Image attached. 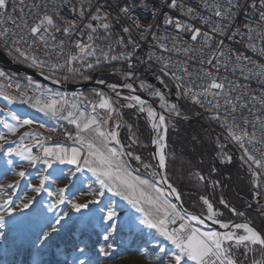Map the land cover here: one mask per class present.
<instances>
[{
	"label": "snow or ice",
	"instance_id": "obj_1",
	"mask_svg": "<svg viewBox=\"0 0 264 264\" xmlns=\"http://www.w3.org/2000/svg\"><path fill=\"white\" fill-rule=\"evenodd\" d=\"M136 0H134V4ZM17 5L19 7H17ZM227 7L222 11L219 4H213V15L218 17L219 20L212 21L210 18H204L205 24L211 25L210 31L212 33L229 36L225 31L229 25L222 22L234 20L233 7L240 8L239 0L233 4V0H227ZM147 7V4H143ZM170 6L176 8L175 0H172ZM53 7H56L53 0ZM205 7H209L205 4ZM252 9H257V4L251 5ZM124 14H130L133 11L132 6H125L120 9ZM194 12V9L189 8L188 14ZM32 19L29 21L28 17ZM85 13L83 9L80 11V17L83 18ZM109 16L101 15L99 8L95 15H91L92 21H100V27L105 30L110 28L108 23ZM259 19L264 21V0H260L259 6ZM165 23L174 26L180 31L191 32V40L196 41L202 39L203 45L209 48L212 47L210 41L212 37L209 31H202L200 28L194 27L191 24H181L179 21L169 17ZM11 25V26H8ZM77 25L72 22H66V26H61L55 19V13L49 14V0H0V42H3L4 48L8 51V55L12 56L18 63H27L29 68H34L40 72L45 80H51L54 84H59L61 81L67 82L75 79L77 76L84 80L91 79L90 76H85L82 69L88 68L94 70L97 66L105 61H117L121 59H130L129 56H116L109 55L93 47L91 43L85 44L81 41H74V47L79 50V54L68 53L65 58V41L61 40L58 45L50 43L56 40V33H62L65 37L72 40L73 29ZM261 29L259 36L264 40V24L258 25ZM87 29L95 33L96 27L93 23L87 24ZM124 32H129V28L125 27ZM249 31V49L258 52L261 57H264V46L259 48L252 42L253 34L256 29L248 26ZM239 35V30L229 36V39ZM177 39V38H173ZM88 40L93 41L94 36L88 35ZM122 42V41H121ZM9 43L12 47L9 48ZM23 45L24 47H21ZM39 46L45 48V55L52 57L55 54V59H42L36 52L39 51ZM219 56L224 57L222 66L225 70L228 69L229 64L232 63L227 59L228 53L232 50H224V40L218 41ZM136 44L133 43L135 49ZM57 48L59 51H57ZM174 49L164 48V51H172ZM111 51V49H109ZM195 51L191 46L184 49V52L190 53ZM15 53V55H14ZM94 58V59H91ZM152 57L149 56V60ZM157 61H164V57H157ZM237 63L232 65L231 71L235 73L237 70L241 72L245 80L257 78L261 85L260 95H249L247 102L243 101V94L240 96H232L233 91L239 87L234 81L229 82L228 77L220 78L211 71L205 70L203 75H198L197 78L201 81L198 85L202 90L193 92L191 88L184 89V85L177 84V87L182 89L178 92V98L186 96L192 100L193 103L204 108L206 111L214 112L212 119L220 122V127L225 130L227 135L224 137L229 144H234L241 150L242 155L240 159L245 163L255 165L252 168V175H264V64H255L250 57L243 54L235 56ZM63 61V62H61ZM78 62V63H77ZM204 63L203 60L200 61ZM215 62V63H214ZM207 64L216 67L219 72L220 68L217 66L221 64L217 55H211L207 60ZM253 64L254 67H249ZM181 67H188L189 70L183 75L180 74ZM130 71L124 73L127 79L134 76L133 65L128 64ZM160 72L165 76L171 73V78L176 81H182L185 76L191 77L193 73L190 66L183 64L173 65L170 62L162 63ZM62 73V75H57ZM0 79L6 83L0 85V96L6 100L15 103L17 96L8 94L6 88H11L13 82L10 80L8 73L0 70ZM206 81V82H205ZM98 83H105L99 80ZM163 83V81H161ZM28 85H32L36 92L34 95H29L31 90L28 87L20 84H15V88L19 93L20 103H30L37 111L44 113L53 119L67 120L69 124L75 126V136L71 133L68 134V139L73 140L77 146L65 147L63 145L47 146L48 137H42L41 133L34 131L20 132L21 129L31 127L35 122L32 119L21 118L15 114L11 115L12 122L7 120H0V125L7 129V134H0V141L8 143V135L16 136L20 133L19 141H13L14 147L5 149L0 145V152H4L10 159L6 163L11 167L14 164L12 157H17L21 160L27 161L29 166L35 167L38 163L52 168L53 163L75 165V169L69 172L65 177L63 170L53 177L52 173L45 174V169L40 170L39 185H31L32 192L36 195L47 193L49 197H54V201L48 204V209L55 212V209L61 205L70 204L71 210L81 215L78 217L80 223L85 228L92 224L93 220L99 218L101 222L107 224L104 239L107 241L110 234H115L119 231L121 225L127 226L130 230L140 228L148 229L151 232L152 239L162 237L164 240L169 241L176 249L175 252L168 255L164 249H160L162 255L151 264H165L164 257H168L167 264H186V261H192V264H240L239 257L246 255L243 251L246 249L251 252L254 251V246H259V250L264 253V233L258 231L254 226L248 222L241 223H228L218 219L220 213L214 209V205L210 202L207 196L201 195L203 205H206V210L200 214H194L187 210L181 211L178 206L174 204L169 197L172 196L176 200H182V193L178 190L175 184L167 175H161L159 169L167 170V157L165 155V148L167 147V133L168 124L166 120L172 115L176 117L181 116V111L177 104H168L165 96L159 92L154 91L153 95L157 96L161 101V108L165 109L169 114H158L151 107H147V115L152 121V129L158 133L153 143L159 147V158L155 167L150 163H144L141 156L136 155L133 151L129 150L132 145L138 143L134 136H130V144L124 145L119 139L118 129L121 127L119 123L115 125V130L106 128L111 114L116 109L110 98L101 94L98 102H87V98L78 101L75 97L69 100L67 96L62 93L53 92L52 89H45L42 85L34 84L29 78ZM107 87L113 91L117 89L116 84H108ZM127 88L132 89L131 84L126 85ZM119 95V93H117ZM211 97V99H209ZM125 99L135 101L140 105L139 111L141 113L146 111L145 101L139 96L132 95ZM223 99V103H221ZM84 103L83 110L79 104ZM252 105L250 107L249 105ZM259 105L257 111L260 112L259 116L253 115L251 119L244 117L242 120L237 121L234 113L241 109H247L249 114L252 113L253 107ZM133 104H128L127 107H134ZM97 108L106 110V115L100 117L97 114ZM91 109L89 112L88 110ZM223 110V115L220 114ZM0 111H3L0 109ZM229 117H232L231 121ZM186 118V117H185ZM222 121V122H221ZM251 125L254 131H249L248 127ZM43 128V125H40ZM131 130V126H128ZM257 131L259 136H257ZM118 145L119 147H116ZM259 145V147H257ZM33 147L40 150L41 155L33 154ZM227 147L226 144H220L218 150L221 156H225L227 162H231L232 157L226 156L223 149ZM259 153L257 156L255 153ZM131 161H136L139 166L144 169L153 168L150 173L152 179H143L140 175H134L139 169L132 168ZM221 162H225L222 160ZM85 169L92 173L95 178V184L99 187L93 188L89 184L87 189H78L74 184L75 174L82 173ZM256 169L260 170L257 173ZM7 171L5 176H7ZM14 175L25 178L27 173L23 170L15 172ZM156 177H160L159 181ZM200 180L205 177L200 175ZM63 180L64 187H59L55 191H49L48 184L50 181L58 182ZM160 184H166L167 191L160 187ZM218 181H214L212 187L215 188ZM16 184L0 185V193L4 189L15 188ZM75 189V191H73ZM71 192V195L69 193ZM106 193H111L114 197H119L120 200L125 201L134 213L139 216L133 215L132 212L121 211L115 202L109 201L106 205L98 207L95 213H92L91 206L101 205L102 199ZM81 196L90 197L82 202H78ZM35 202V197H25V201L21 203L20 207L29 209ZM235 215H244L232 208L223 198L219 201ZM0 207L5 209L9 215L14 210V201L9 195ZM249 207H252L249 205ZM87 210L91 213L85 216L84 212ZM264 212V209H261ZM212 220L214 224H219L221 229L225 231H201L199 228L192 226V221L197 224H204V216ZM68 213L61 212L59 215L47 223V231H41L37 237L38 242L44 246L54 239L55 234L62 227V222L66 223L70 219ZM4 225V215L0 214V227ZM235 230H242V234H237ZM84 249H81L83 252ZM104 255L108 252L101 249ZM79 264H85L84 260H79ZM90 264V262H89ZM253 264H264V260L260 262L253 261Z\"/></svg>",
	"mask_w": 264,
	"mask_h": 264
},
{
	"label": "built area",
	"instance_id": "obj_2",
	"mask_svg": "<svg viewBox=\"0 0 264 264\" xmlns=\"http://www.w3.org/2000/svg\"><path fill=\"white\" fill-rule=\"evenodd\" d=\"M172 0H54L56 7H53V0H49V14L55 13V19L63 27L66 26V22L72 21L77 27L73 29L72 40L69 41L62 33H56V40L50 41L54 45H58L61 40L65 41V58L68 53L79 54V50L74 47V41H81L82 43L89 44L91 43L98 51L103 49V51L109 55L116 56H129L130 59H121L117 61H105L97 66L94 70H89L88 68H83L82 71L85 76H90L96 71L102 69H109L113 77H117L118 81L107 82V84H116L117 89L113 91L115 94L119 93V98L126 101V103L133 104L135 101L125 99L126 97L137 95L138 90L134 87L132 82L138 78V76L143 77L144 75L147 78L154 79L157 85H160L164 91L174 92L178 98V92H181L182 89L177 87V84L184 85V89L191 88L193 92H199L202 89L198 87L201 84V81L197 78L198 75L202 76L204 71H211L215 75L223 78L228 77V81H234L238 88H236L232 96H240L243 94V101L247 102L249 95H260L261 85L258 82L257 78H252L250 80H245L243 75L239 70L235 73L231 71L232 65L237 63L235 56L237 54H243L244 56L250 57L255 64H264V57H261L258 52L249 49V31L248 26L256 29V33L253 34L252 42L256 45L257 48L264 46V40L259 36L261 29L258 25L264 24V21L259 19V6L260 0H239L241 5L240 8L233 7V16L234 20L231 22L229 20H224L222 23L229 25L225 28V31L230 35L239 30V35H235L234 38L229 39V36L220 35L212 33L210 31L211 25L205 24L203 22L204 18H210L212 21L219 20L218 17L213 15L212 5L219 4L221 10L223 11L228 5L227 0H175L177 5L176 8L170 6ZM237 0H233V4H236ZM253 3L257 4V9H252L251 5ZM143 4H147V7H143ZM207 4L209 7H205ZM125 6H132L133 11L130 14H124L120 9ZM17 7H19L17 5ZM99 8L100 14L108 15V23H110V28L108 30L100 27V21H92L91 15H95L97 9ZM189 8L194 9V12L191 14L187 13ZM83 9L85 16L80 17V11ZM173 18L176 21H179L181 24H191L194 27L200 28L202 31H209L212 40L210 43L212 47L209 48L203 45V41L198 37L196 41L191 40V32L180 31L172 25L165 23L167 18ZM31 21L32 17H28ZM93 23L96 27V32L92 33L87 29V24ZM11 26V25H8ZM129 28V32H124L123 29ZM88 35H93L94 40L89 41ZM177 39H173V38ZM224 40V50L231 49L232 51L228 53L227 59L232 63L229 64L227 70L222 66L224 62V57L219 56V46L218 41ZM122 41V42H121ZM133 43L136 44L135 49L133 48ZM191 46L195 51L190 53H185L184 49ZM12 45L9 43V48ZM21 47H24L21 45ZM174 49L172 51H164V48ZM111 49V51H109ZM45 48L39 46V51L36 52L42 59H55V54L53 53L52 57L45 55ZM57 51L59 49L57 48ZM0 52L7 55L12 61L18 63L13 59L12 56L8 55V51L4 48L3 42H0ZM217 55L218 60L221 61V64L217 65L220 68V71H216V67H213L207 64V60L211 58V55ZM15 55V53H14ZM149 56L152 57L149 60ZM157 57H164V61H157ZM94 59V58H91ZM203 60L204 63L200 61ZM63 62V61H61ZM170 62L173 65L183 64L185 66H190V70L193 73L191 77L185 76L182 81H176L171 78V73L168 76H165L160 72L162 63ZM78 63V62H77ZM133 65L134 76L131 79H127L124 73L130 71L128 64ZM215 63V62H214ZM26 67L27 63H19ZM249 67H254L253 64H249ZM29 68V67H28ZM35 71H38L34 68H31ZM0 70L8 73L10 80L13 82L11 88H6L5 90L8 94L12 96H17V100L14 105H20L24 109L35 110L37 113H42L37 111L30 103H20L19 93L15 88V84H20L22 86L28 87L31 90L29 95H34L36 89L32 85H28L27 79H21L19 76L14 75L3 68L0 67ZM189 70L188 67H181L180 74H184ZM39 72V71H38ZM62 75V73L57 74ZM89 80H84L83 78L77 76L75 79L69 80L67 82L61 81L66 85H75L84 83ZM163 81V83H161ZM206 82V81H205ZM6 82L3 79H0V85H4ZM38 84V83H34ZM131 84V89L127 88L126 85ZM42 85V84H39ZM45 89H52L45 85H42ZM122 89H125L127 93L122 92ZM53 92L62 93L68 97L76 98L78 101H82L83 98H87V102H98L100 99V92L93 93L92 95H84L83 92H61L58 90L52 89ZM183 103L188 105L196 118L203 124L210 126L211 128L218 131V133L224 138L227 133L223 128L220 127V122L212 119L214 112L206 111L204 108H201L199 105L193 103L192 100L188 99L186 96L179 97ZM211 99V97H209ZM223 103V99H221ZM82 108H84V103H80ZM252 107V105H249ZM259 105L253 107L252 113L249 114L247 109L238 110L235 115L237 121L242 120L244 117L249 119L253 115L259 116L260 112L257 111ZM99 108H97L98 113ZM89 112L91 109L88 110ZM44 114V113H43ZM223 115V110L220 112ZM232 117H229L231 121ZM222 122V121H221ZM58 131L50 132V130L45 129L41 135L42 137H48L47 143L51 145H63L66 147L77 146L73 143V140L68 139V134L71 133L75 136V126L69 124L67 120H58ZM249 131H254L251 125L247 126ZM257 136L259 132L257 131ZM225 140V138H224ZM226 144L234 151L239 160L246 166L252 175V168H255V165H252V168L249 167L248 163H245L240 159L242 152L234 144H229L226 141ZM116 147H119L118 145ZM259 147V145H257ZM34 155H41L39 148L33 147ZM257 156L259 153H255ZM257 173H260L259 169H256ZM253 181L255 183V191L258 192L260 198L264 202V175L253 176ZM193 227H195L192 224Z\"/></svg>",
	"mask_w": 264,
	"mask_h": 264
},
{
	"label": "rangeland",
	"instance_id": "obj_3",
	"mask_svg": "<svg viewBox=\"0 0 264 264\" xmlns=\"http://www.w3.org/2000/svg\"><path fill=\"white\" fill-rule=\"evenodd\" d=\"M132 84L139 92H147L156 108L145 103V114L139 111L140 105L136 108L127 107L129 103L119 101L115 97L103 92H100L99 94H103L110 98L116 109V111L111 114V118L105 127L115 130V125L119 123L121 127L118 131L121 132V135H126L127 137L134 136L137 139L136 135L141 131L147 132L148 134L150 133V127L147 122L149 118L147 115V107H151L158 114H165L166 117H168L169 114L165 109L161 108V101L157 96L153 95L154 91L152 92L149 90L148 83L143 77L136 78ZM72 99L73 98L70 100ZM166 100L168 104H173L171 100L167 98ZM9 102L13 104V102ZM13 106L16 109L22 110V106L20 105ZM79 106L83 109L81 104H79ZM97 114L100 117H104L106 115V110L99 109ZM173 118L185 119V116L181 112L180 117L172 115L166 120V123L168 124L167 139L169 132L172 134V140L180 139V134L183 131L182 129H185V133H191L190 136L188 135L189 139L190 141L193 140L192 143H194V145L200 147L201 153L207 149V151L214 156V159L219 165L229 164V162L226 161L225 156H221L220 151L218 150V146L220 144H226V142L224 138L215 131V129L210 130L207 129V127L201 129L199 126H191L189 124L184 126L183 123H180L179 125L173 121ZM194 118L200 122L196 116H194ZM128 126H131V130H129ZM29 129L32 128L28 127V131H30ZM195 131L197 133H195ZM0 134H4L3 128H0ZM16 136L8 135V143L0 141V145H3L5 149L14 147L15 145L12 142H18L20 139V136ZM197 136L201 141H197L198 138H195ZM166 143L167 147L165 148V155L167 159H173L174 152L171 151L168 140ZM201 143H206V148L203 147ZM188 145L186 146L188 147ZM189 147L192 148L191 146ZM223 152L226 156L232 157L230 163H232L233 159H239L228 145L223 149ZM144 154L145 160L143 162L150 163L155 167L152 155L148 153L146 149H144ZM8 159L10 158L4 152H0V185L16 184L17 186L12 189H4L3 192L0 193V205L4 203L9 195L15 205L11 215L6 213L3 207H0V214L4 215V225L3 227H0V264H79V260L81 259L85 261V264H89V262L90 264H151V262L156 261L162 255L160 249L167 251L169 256L176 251L175 247L162 237L153 240L151 232L148 229H143V231H141L140 228L130 230L127 226L121 225L119 231L115 234H110L109 240L106 241L103 237L105 235L107 224L101 222L99 218L93 220L92 224L85 228V226L78 220V217L81 214L71 210L70 204L57 207L55 212L49 210L48 204L54 201V197H49L47 193H41L39 195L34 194L31 185H39L41 169H45V174L49 172L52 173L53 177H55L60 170H63L66 177L69 172L73 171V169L56 163H53L52 168H46V166L39 163L35 167H32L28 165L27 161L21 160L17 157L11 158L14 161V164L9 167L6 163ZM222 160L225 162H221ZM198 161L200 162V157ZM178 162H176V164ZM182 163L184 164L183 161H180L177 164V168L181 166ZM135 164H137V162H135ZM235 166L237 168V172L234 175L235 179L241 182V184L246 185L248 183V174L250 171L242 162L238 166ZM20 170L27 173L23 179L14 175L15 172ZM153 170V168H150L146 171L151 173ZM6 171L8 173L7 176H5ZM183 171L184 170L182 169H177L179 174L183 173L185 175L184 177L179 178L180 180L186 178L193 179L194 182L202 181L199 179V176L201 175L200 172L196 171L193 174H188ZM204 177V180H206L210 189L217 191L220 188L215 168L208 171L207 175ZM159 179V177H156L157 181H159ZM94 181L95 179L93 176L85 174L84 172L75 174L74 184L78 189H87L89 184H92L93 188H97V184H95ZM214 181H218L215 188L212 187ZM64 186L65 182L63 180L58 182L50 181L48 184L49 191H55L57 188ZM159 186L163 188L162 184ZM73 191H75V189H73ZM69 195H71V192ZM25 197H35V202L29 209L20 207L21 203L25 201ZM85 199H90V197L81 196L78 202H82ZM101 199V205L91 206L92 213H95L98 207L106 205L109 201L115 202L122 212L125 211L123 207L119 206V197H113L110 193H106ZM209 200L212 202L211 199ZM186 201L189 205L200 210L201 213L206 210V205H203L202 200L199 198L196 199L191 195H186ZM216 211L221 214L218 217L221 221L228 223L249 222L247 220L225 221V213L218 210ZM61 212L68 213L71 218L68 219L66 223L62 222V227L55 234L54 239L50 240L47 245L42 246L38 242L37 237L40 235L41 231H47L48 221L52 220L54 216L59 215ZM84 215L89 216L91 213H88L87 210H85ZM192 224L196 228H204L206 231H215L205 224H197L195 221H192ZM237 234H242V231H237ZM82 248L84 249L83 252H81ZM254 248L255 250L251 252L246 249L243 250L246 255L239 257L240 264H253V261L260 262L263 260L264 253L259 250V246H254ZM101 249L106 250L108 255H104ZM164 259L165 264H167L168 257H164ZM186 264H192V261H186Z\"/></svg>",
	"mask_w": 264,
	"mask_h": 264
},
{
	"label": "trees",
	"instance_id": "obj_4",
	"mask_svg": "<svg viewBox=\"0 0 264 264\" xmlns=\"http://www.w3.org/2000/svg\"><path fill=\"white\" fill-rule=\"evenodd\" d=\"M98 74L100 75V80L103 81L113 82L119 80L117 77H113L111 75L109 69L96 71L95 73L90 75L91 79L94 75ZM20 78L24 79L22 77ZM95 92L99 91H85L83 93L84 95H92ZM162 94L167 99L177 104L181 109L183 115L186 117L185 119L173 118V121H175V123L179 125L180 123H183L184 126H187L188 124L191 126H199L201 129L207 127V129L214 130L210 126L198 122L194 118V111H192L188 105L179 100L174 92L172 97H168L164 93ZM182 130L183 131L180 134V139L172 140V134H170V132L168 134L167 140L171 147V151L174 152V160H172V158L167 159L166 173L178 188V190L182 193V202L185 208L196 213H201L200 210L187 203L186 195H191L196 199L201 195H204L211 199L216 210L225 213V221L247 220L255 227H257L262 233H264V212L261 211V209H264V206H260L255 202V183L253 181L252 175L250 173L248 174V183L246 185L241 184V182L236 180L234 176L237 172V168L235 165L238 166L241 163L239 159H233L232 163L229 164L219 165L218 162L214 159V156L209 153L207 149L206 151L204 150L201 153L200 147L194 145V143H192L193 140L190 141L189 136L191 133H185V129ZM195 133L197 132L195 131ZM136 137L139 140L144 139L147 151L151 154L149 148V134L147 132L141 131L136 135ZM195 138H198V136ZM197 141L201 140H199L198 138ZM186 145H188V147ZM189 146H191L192 148H190ZM202 146L206 148V143H203ZM199 157L200 162L198 161ZM178 161H183L184 164L182 163V165L177 168V164L179 163ZM176 162L178 163L176 164ZM213 168H215V173L218 176L220 184V188L217 191H215L214 189H210L206 180H202L201 182H194L193 179L186 178L184 180H180L179 178L184 177L185 175L183 173L179 174L177 172V169H182L188 174H193L198 171L202 176H206L208 171H211ZM174 170L176 173L174 172ZM221 198H223L232 208H235L238 212L244 213V215L238 216L233 214L230 208L225 207L219 202ZM249 205H251L252 207H249Z\"/></svg>",
	"mask_w": 264,
	"mask_h": 264
},
{
	"label": "water",
	"instance_id": "obj_5",
	"mask_svg": "<svg viewBox=\"0 0 264 264\" xmlns=\"http://www.w3.org/2000/svg\"><path fill=\"white\" fill-rule=\"evenodd\" d=\"M0 67L3 68L4 70L14 74V75H17V76L22 77V78L27 79V80H29V78H31V80L33 82H35V83L45 85L47 87H50V88H52L54 90H58V91H61V92L75 93V92H85V91H100V92L106 93L107 95H111V96L115 97L119 101L126 102L124 100H121L117 94H115L113 91H111L107 87V85H108L107 82H105L103 84L98 83V81L100 80V75L99 74L98 75H94L90 81H87V82H84V83H80V84H75V85H66L64 83L54 84V83H52L51 80H45L44 77L40 74V72L35 71V70H33L31 68H28V67H26V66H24L22 64L14 62L11 59L6 58L5 54H3L2 52H0ZM140 77L141 76H138V78H140ZM143 77H146V76L144 75ZM148 82H149V84L153 85L158 90H160L162 93L166 94L168 97H172L173 96V92L164 91L160 85H157L155 83L154 79L148 78ZM122 92L127 93V91L125 89H122ZM136 96H139L147 104H149L152 107L156 108L154 102L149 97H147V96H145V95H143L141 93H137ZM133 105H135L134 108H136L139 104H137L135 102V103H133ZM143 113L146 114V111L143 112ZM147 122H148L149 127H150V133H149L150 152H151V155H152L153 162L156 165L157 161H158V158H159L158 147H157L156 144L153 143V140L156 139V135H155V131L152 129V123L149 120V118H148ZM160 174L162 176L163 175H167L166 170L163 169V171L160 172ZM162 186L165 189V191H167L166 184H162ZM254 197H255V202L258 205L264 206V202L260 198V196H259L257 191H254ZM169 199L174 204H176L178 206L179 210H181V211L187 210L188 212H191V213H194V214H199V213H196V212H193V211H190V210L186 209L185 206L183 205L182 200H176L172 196H170ZM203 218H204V221H205L204 224L206 226H208L209 228H211V229H213L215 231H220V232L225 231L224 229H221L219 227V224H214L212 222V220H209L206 216H204ZM235 223H241V222H235ZM230 224H232V223H230ZM250 224L252 226H254L252 223H250ZM255 228L258 231H260L257 227H255Z\"/></svg>",
	"mask_w": 264,
	"mask_h": 264
},
{
	"label": "crops",
	"instance_id": "obj_6",
	"mask_svg": "<svg viewBox=\"0 0 264 264\" xmlns=\"http://www.w3.org/2000/svg\"><path fill=\"white\" fill-rule=\"evenodd\" d=\"M13 105L14 104L10 103L9 100H6L3 97H0V109L3 110V111H0V120H7L9 122H12V120H11L12 114H15L21 118L32 119L36 124H33L31 126L32 129H29V130L34 131V132H39V133H42L45 129H49L50 127L57 124L56 122L47 118L43 113H35V112L29 111V110L27 111L26 109H24L22 107H21L22 110L16 109ZM40 125H43V128H41ZM0 128H3L4 134H7L6 128H4L1 125H0ZM24 131H28L27 126L20 130V132H24ZM120 133L121 132L119 131V139L121 140V142L126 146L128 144H130V142H131L129 139L130 136L127 137L126 135H121ZM19 136H20V133L18 132L16 137H19ZM136 140L138 141V143L132 145V148L129 150L133 151L136 155L141 156L142 160L144 161L145 160L144 149L147 150L146 144H145L144 140H139V139H136ZM47 146H57V145H51V144L47 143ZM149 148H150V145H149ZM172 160H174V158ZM135 162L136 161H131V166H132V168H134V169L138 168L139 170L137 172H134L133 174L134 175H140L141 178H143V179L151 180L152 176L150 175V173L148 171H146L142 166L135 164ZM56 164H59V163L56 162ZM62 166H68V167L72 168L73 170L75 169V165L62 164ZM174 172H175V170H174ZM84 173L92 176V173L88 172L86 169H85ZM97 187H99L98 184H97ZM119 206L123 207V209L125 211L132 212L133 215H135L137 217L139 216V214L134 213V210H132L130 208V206L127 205V203L125 201L120 200V198H119ZM199 229L201 231H206L204 228H199Z\"/></svg>",
	"mask_w": 264,
	"mask_h": 264
},
{
	"label": "bare ground",
	"instance_id": "obj_7",
	"mask_svg": "<svg viewBox=\"0 0 264 264\" xmlns=\"http://www.w3.org/2000/svg\"><path fill=\"white\" fill-rule=\"evenodd\" d=\"M5 57L8 58V59H10L7 55H5ZM1 97H2V96H1ZM9 101H10V100H9ZM27 110L37 113L35 110H31V109H27ZM45 116H46V115H45ZM46 117L49 118L50 120H52V121H54V122L57 123V119L50 118L49 116H46ZM149 119H150V118H149ZM150 121H151V119H150ZM151 123H152V121H151ZM48 130H50V132H57V131H58V124H56V125L50 127ZM155 135H156V137H157L158 133L155 132ZM157 147H158V146H157ZM158 151H159V147H158ZM33 154H34V152H33ZM159 171L162 172L163 169H159ZM233 230H234V231H242V230H235V229H233ZM263 260H264V255H263Z\"/></svg>",
	"mask_w": 264,
	"mask_h": 264
},
{
	"label": "flooded vegetation",
	"instance_id": "obj_8",
	"mask_svg": "<svg viewBox=\"0 0 264 264\" xmlns=\"http://www.w3.org/2000/svg\"><path fill=\"white\" fill-rule=\"evenodd\" d=\"M146 81H147V83H148V87H149V90L150 91H159V92H161L160 90H158L156 87H154L153 85H151V84H149V82H148V78L147 77H143ZM139 92V91H138ZM139 93H141V92H139ZM162 93V92H161ZM141 94H143V95H145V96H147V97H149V95H148V93L147 92H142Z\"/></svg>",
	"mask_w": 264,
	"mask_h": 264
}]
</instances>
